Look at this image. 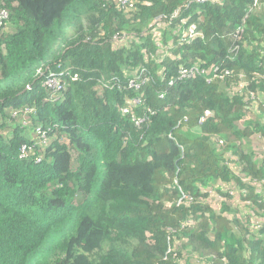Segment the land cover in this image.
<instances>
[{
	"label": "trees",
	"instance_id": "16d2710c",
	"mask_svg": "<svg viewBox=\"0 0 264 264\" xmlns=\"http://www.w3.org/2000/svg\"><path fill=\"white\" fill-rule=\"evenodd\" d=\"M1 13L0 264H264V0Z\"/></svg>",
	"mask_w": 264,
	"mask_h": 264
},
{
	"label": "built area",
	"instance_id": "2783aa9c",
	"mask_svg": "<svg viewBox=\"0 0 264 264\" xmlns=\"http://www.w3.org/2000/svg\"><path fill=\"white\" fill-rule=\"evenodd\" d=\"M119 4L122 7L127 6L128 4H130L133 0H118ZM196 2H207L210 0H195ZM178 16L175 14L171 19H176ZM6 18V15L4 13L0 14V27L3 25V20ZM200 32L197 29L196 25H189L184 33L182 34V39L187 40V41H191L197 37L200 36ZM127 39V37H121L120 39H116L118 42V44L124 42ZM68 70L64 71L60 69V66L56 67L53 71L47 73L42 80V87L46 88L48 91H50L52 94L55 93H59L61 91L64 90V83L63 81H65V77H69L72 81L77 80L76 76L74 75H70L69 72H67ZM228 75L227 71L224 72H219L217 68H210L208 70H204V69H199L196 67H191V68H184L182 70L179 71L178 74V79L180 81H184L187 79H191V78H195V77H206L209 76L210 79H214V78H220L222 79L224 76ZM173 82L170 81L169 85H172ZM129 86L130 87H134L135 89L139 88V84L136 83L134 80H130L129 82ZM140 99L135 98L132 100V104L133 105H139L140 104ZM124 113L127 112V109H123L122 110ZM209 116V113H206V117ZM140 121H136V123H140ZM37 134L42 135V137L44 136L43 134L40 133V130L37 129L36 130ZM21 156L24 157L25 153L27 151L26 147L23 146L21 148Z\"/></svg>",
	"mask_w": 264,
	"mask_h": 264
},
{
	"label": "rangeland",
	"instance_id": "374dc122",
	"mask_svg": "<svg viewBox=\"0 0 264 264\" xmlns=\"http://www.w3.org/2000/svg\"><path fill=\"white\" fill-rule=\"evenodd\" d=\"M28 112H30V110H28ZM27 131H26V133H29V129H26ZM63 142H67V140H63ZM256 145H258L259 147H260V149H261V147L263 148L264 147V139L262 140V141H255L254 142ZM72 154L75 156L76 154L74 153V151L72 150Z\"/></svg>",
	"mask_w": 264,
	"mask_h": 264
}]
</instances>
